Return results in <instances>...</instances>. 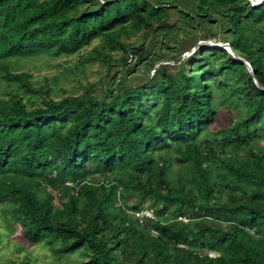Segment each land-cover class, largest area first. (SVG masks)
Here are the masks:
<instances>
[{
  "label": "trees",
  "instance_id": "trees-1",
  "mask_svg": "<svg viewBox=\"0 0 264 264\" xmlns=\"http://www.w3.org/2000/svg\"><path fill=\"white\" fill-rule=\"evenodd\" d=\"M95 40L61 74L119 64L113 82L33 105L56 89L19 62ZM18 227L80 264H264V0H0V244Z\"/></svg>",
  "mask_w": 264,
  "mask_h": 264
},
{
  "label": "rangeland",
  "instance_id": "rangeland-1",
  "mask_svg": "<svg viewBox=\"0 0 264 264\" xmlns=\"http://www.w3.org/2000/svg\"><path fill=\"white\" fill-rule=\"evenodd\" d=\"M98 3H103L107 0H94ZM168 11V22L169 23H176V24H186V22L183 20L182 15L175 9L174 7H169L167 9ZM206 27L212 26L213 28L216 27L214 23L210 22V18H207L206 20ZM187 27L190 29V24L187 25ZM142 31H138L136 34H132L129 36H124L125 40L127 41H133L136 45H139L141 42L140 34ZM206 32V31H205ZM202 35V30H197L196 35ZM194 34H191L185 42V39L182 38L181 45L177 46L179 49V56L178 59H176V63L172 64L170 62V66L173 70H176L178 66L181 64L188 65L189 60L194 56L195 53L193 52L194 49L197 47L195 45H190L191 48H187V45L190 43L189 39ZM181 37V36H180ZM178 37V38H180ZM199 38V37H198ZM152 40L151 35H148L146 38V43H149ZM99 40H95L92 42L91 45L87 47H82L78 55L76 57L74 56H68V57H61V58H53V59H43L41 57H35L27 61L19 62L17 65L18 70H29L32 72V78L36 80V86L44 85L46 79L48 78L50 86L55 87V92L49 91L48 94L42 93L41 97L34 95L32 97V104L37 105L40 104L42 101V98L50 96L54 99H59L61 96L64 95V89L67 90V92L70 93H80L83 90L84 85L88 84H95V90H100L103 87L101 86V83H111L113 82V76L115 74H118L120 69L119 64L112 65L109 69L105 66H102L100 63L96 62L93 64L86 65L82 70L77 71L75 74L73 73H67L66 75L61 74L64 71L69 72L70 66L79 58V56L83 53H85L91 46L96 44ZM199 44H208V45H219L222 42L221 41V33H216L214 36L202 38L197 40ZM193 46V47H192ZM223 47L228 48V45L224 44ZM230 52V51H229ZM129 53H131L129 51ZM192 53H194L192 55ZM120 55L123 54V52L119 53ZM193 57V58H194ZM128 63L130 65V68H133L132 66L135 64V57H129L128 55ZM132 58L131 60H129ZM248 67V66H247ZM249 69V68H248ZM61 70V71H60ZM153 71V70H152ZM151 71V72H152ZM56 76L57 80H52L51 77ZM133 79L140 80L145 76V72L142 71V69L134 74L131 75ZM45 79V80H44ZM256 81V80H255ZM46 87V83L44 85V88ZM220 107H228L225 103L220 105ZM230 110L227 111L228 116L230 117ZM230 114V115H229ZM231 118V117H230ZM228 119L222 120L223 122H228ZM213 125V124H212ZM97 179V178H96ZM95 179V180H96ZM3 217V216H2ZM5 227V225H3ZM21 229L18 227L13 233H10L5 242L0 244V264H5L9 262L10 260L15 261H21V259L24 258V256H27L29 261L28 264H80L81 255L79 253H72L67 256H57L55 254H52L51 250L48 247L43 246H36L34 244H26L24 243L23 239L19 236L14 235H20ZM1 240V236H0ZM154 264V263H152Z\"/></svg>",
  "mask_w": 264,
  "mask_h": 264
},
{
  "label": "built area",
  "instance_id": "built-area-1",
  "mask_svg": "<svg viewBox=\"0 0 264 264\" xmlns=\"http://www.w3.org/2000/svg\"><path fill=\"white\" fill-rule=\"evenodd\" d=\"M134 211L137 215H140V216L142 215L153 216V210L151 207H144L140 210H134Z\"/></svg>",
  "mask_w": 264,
  "mask_h": 264
},
{
  "label": "water",
  "instance_id": "water-1",
  "mask_svg": "<svg viewBox=\"0 0 264 264\" xmlns=\"http://www.w3.org/2000/svg\"><path fill=\"white\" fill-rule=\"evenodd\" d=\"M258 1H261V0H252V3H255V2H258ZM235 59H238V60H240L241 58H239V57L235 56Z\"/></svg>",
  "mask_w": 264,
  "mask_h": 264
},
{
  "label": "clouds",
  "instance_id": "clouds-1",
  "mask_svg": "<svg viewBox=\"0 0 264 264\" xmlns=\"http://www.w3.org/2000/svg\"><path fill=\"white\" fill-rule=\"evenodd\" d=\"M252 1V0H251Z\"/></svg>",
  "mask_w": 264,
  "mask_h": 264
}]
</instances>
